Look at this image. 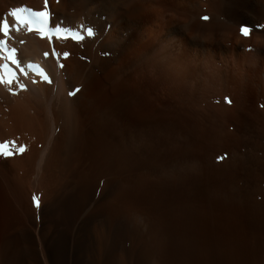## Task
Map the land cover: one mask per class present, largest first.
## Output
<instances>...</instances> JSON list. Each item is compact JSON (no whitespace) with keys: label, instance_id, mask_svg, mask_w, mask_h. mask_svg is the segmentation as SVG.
<instances>
[{"label":"rangeland","instance_id":"374dc122","mask_svg":"<svg viewBox=\"0 0 264 264\" xmlns=\"http://www.w3.org/2000/svg\"><path fill=\"white\" fill-rule=\"evenodd\" d=\"M157 1L114 62L121 94H130L122 98L136 96V103L116 107L100 97L68 106L60 85L52 95L21 84L23 95L9 88L0 96L2 110L25 104L30 114L51 112L54 97L61 116L52 135L54 118L37 129L44 135L34 140L48 145V154L39 147L44 153L31 176L19 162L23 152L0 149L11 153L0 154V165L24 171L23 182L11 175L10 187L30 195L16 214L6 212L0 196V264H264V113L254 117L246 106H232L245 93L233 80L244 64L233 46L246 36L243 29L252 32L249 0ZM26 3L0 0V15L19 13L29 24L27 13L42 11ZM213 14L211 31L203 26ZM147 26L153 34L145 35ZM221 34L228 36L225 50ZM91 54L88 65L99 57ZM248 94L255 105L257 93ZM66 240L75 248L72 258L62 249L50 252Z\"/></svg>","mask_w":264,"mask_h":264},{"label":"bare ground","instance_id":"6f19581e","mask_svg":"<svg viewBox=\"0 0 264 264\" xmlns=\"http://www.w3.org/2000/svg\"><path fill=\"white\" fill-rule=\"evenodd\" d=\"M26 1L27 3L25 5H28L29 7L37 11L48 12L49 18L47 19V22L45 24L37 25L35 22H33V17H34L33 13H36L35 11H29L27 13V17L30 20L29 24L26 23L27 21L25 22V18L20 16V14L19 16L22 17V19L21 18L17 19V16L13 14L11 15L7 14L6 17H4L6 19H3L4 13L2 14V16L0 15V41H5V45L7 48L10 49V51L15 49V52L13 54L15 55V60L17 61L16 63H14L13 60L9 59V56H6V54H4L3 51L2 52L0 51V77L3 78V80L0 81V96L7 94L9 88H13L15 91H19L17 95H15V97L23 95V91H20L21 84L30 85L31 88L39 90L42 94L47 95L48 93H51L52 95L54 92V87L60 85L62 89L66 91L65 99H67V102L69 103L68 106H70L71 104L75 105L81 100L83 102H86L85 105L88 106L92 104L93 100L96 101V99L100 97H106V99L110 100L112 105L113 106L116 105V107L117 106L120 107V105L129 106L130 100H132L131 102L133 103L137 102L136 100H138V98H136V96H133L134 98L132 97V99L130 98L129 101H128L129 96H127L128 97L127 99L126 97L122 98L121 95L127 92L123 91L125 93L121 94V87L124 86L120 85V87H118L120 79L117 78L118 75L121 73V70L119 68H114V62L117 60V56L121 52V46L123 50L127 49L128 43L131 40L130 34L132 33L141 34L140 24L142 23V20L140 16L144 14L145 17L152 16L153 14L152 12L156 10V5H155L156 0H135V1L133 0L131 1L130 0L129 1L127 0H47V3L45 2V0H26ZM249 4H250V8H249L250 10L248 11V13L250 18L248 22H249V26L252 27V32L249 34L247 33L246 36L242 35V37L236 38V42L233 46L234 56L236 57L235 59H238V57H242V59L244 60V64L239 66L237 70L234 71L236 76L233 78V80L237 82L236 84L240 86L242 85L240 88H242V90L245 93L243 94L241 91H239L241 95H238L237 97L234 96L232 106L235 104H236L235 106L238 105V107L240 105L246 106L244 107L247 109L246 113L250 111L249 113L251 115L253 114L254 117H256L257 115L260 117L263 116L264 113V107H263L264 0H249ZM176 5L177 4H175V6ZM49 6L51 8H49ZM179 7H181L180 2H179ZM160 9L163 10L162 7H160ZM192 13H190V15H192ZM197 13L200 14L199 12ZM259 21L261 23H259ZM5 22H7L8 24L7 34H5L4 31ZM178 24L180 25V23ZM260 24L263 25L259 27ZM29 25L31 28L30 30H29ZM213 26H217L215 14H213V16L211 17L209 25L203 27H206L211 30ZM218 27H220V25ZM89 28L93 30L94 35L92 36L88 35ZM145 28L146 29H143L145 30V35L153 34V27L147 26ZM222 28H227V27H222ZM40 29H43V32ZM222 35L224 34L218 36L219 39L218 41L220 43L221 48L225 50L226 45L221 42L222 40H224V42L226 39L228 40V36L225 37ZM208 36L211 37V35L209 34ZM248 48L251 50L250 51L251 53L249 54L247 53ZM0 49H2V46H0ZM93 51H95V53L98 54L100 58L97 56L96 60H94L93 65H88L89 63H85L86 61L85 62L83 61L85 57L90 55L91 52ZM94 65L95 67H93V69H90ZM89 69L91 71L86 74V72ZM17 70L18 73L15 72ZM99 72L101 73L106 72L108 77L107 78L101 77L102 78L101 79L99 77V74H97ZM86 75L87 76L89 75V77H86ZM9 79H11L12 81L11 83H8ZM49 79L50 81H48ZM107 79H109V81H112L114 85L112 87L114 90L113 89L111 90L115 92L112 94L110 93V90L107 89L106 87L107 82L109 83ZM249 79L251 80L253 79V80L250 82ZM23 81H25L26 83H24ZM4 82H6V84ZM7 83L10 85H8ZM112 83L109 85L112 86ZM220 85H222L221 88L225 90L224 79H221ZM61 87L58 89H61ZM130 87L131 85L129 84L128 91H130ZM250 89L253 94L257 93V98L254 101L255 105L251 102H247L249 101L248 93H250ZM259 90L261 91L260 94L258 93ZM88 92H91L89 93L90 96L84 97V95H86V93L88 94ZM127 94L130 95L129 93ZM55 97L58 98V96ZM53 98L51 99V101L49 100L51 102L50 104L51 112L48 110L49 114L48 111L45 112V110H38V109H34L33 110L34 114H30L27 105L25 104L19 107H17L16 105L8 106L10 110L9 112H6L7 110L5 111L1 109V104H0V143H2L0 145H6L7 147L14 149L17 154L23 152V154L21 153L23 157L21 156V158H19V162L23 164L25 168H27L25 169V172L30 173V176L31 173L34 170H36L37 166H39V163H41V159H42L41 154L44 153L41 151L45 149V153H46L47 152L46 150H48L46 148L48 147V145L46 146L44 144L42 145L41 140H39V142L37 143L34 140L36 137L38 140L39 137L36 136V132L37 131L39 133L42 132L37 129L41 125H42L41 127H43V123L44 124L47 123L49 117L55 119L52 120L53 127L50 126L52 128L51 130L52 133L49 131L51 135L53 134V131H55L59 127L58 118L60 116L59 114L60 108L57 109L56 106H54V104L56 103L52 104ZM53 101L55 102V100ZM244 101H246V103ZM56 102H58L57 99ZM64 102H66V100ZM64 105L65 104H63V106ZM65 109L66 107H64L63 111ZM68 109H66V111H68ZM261 109L263 111L260 112ZM225 110L226 109L224 106L223 110L221 111H225ZM242 112L243 111H241V113ZM63 114H66V112H64ZM242 114H244V112ZM67 115L69 114L67 113ZM42 129L43 128H41V130ZM44 132H47L46 127H44ZM49 132H47V134ZM62 132L64 133V131ZM43 135H40L39 139H41V136ZM39 143H41V145ZM39 147L42 150L39 149ZM21 149H23V151H21ZM42 162L44 163L43 160ZM14 166L12 169L10 166H7L6 164L0 165V196L2 198L1 201H3L4 205H7L6 212L12 214L17 213L16 208L18 205L21 204V202L24 203L27 198H30V195L26 188H24L21 191L18 188L13 189L10 187V183H11L10 180L12 178L11 175L15 174L16 177H14V179L17 178L16 180H18L19 182L24 181V177H23L24 171L16 167L17 165ZM17 176H21V178ZM55 247H58V249L57 248L55 249ZM51 248H53V250H50V252H53L54 255L59 253L57 252V250L59 251V249L64 250L65 252L64 254L67 257H71V258L76 253L74 246H72V244L67 240L58 242L54 247ZM58 257L59 256L57 255V257L55 258ZM59 258L62 260L61 255Z\"/></svg>","mask_w":264,"mask_h":264},{"label":"snow or ice","instance_id":"6c2138e0","mask_svg":"<svg viewBox=\"0 0 264 264\" xmlns=\"http://www.w3.org/2000/svg\"><path fill=\"white\" fill-rule=\"evenodd\" d=\"M45 2L47 3V0H45ZM13 15L17 16V19L20 18L19 13H13ZM33 15L37 18V20L36 21H33V22H37V21H47V19L49 18V13L46 12V11L45 12H36V13H33ZM205 18H207V17H205ZM7 30H8V24H7V22H5V24H4L5 34H7ZM40 30L43 32V29H40ZM243 32L245 34H247L248 30L247 29H243ZM88 35L89 36L94 35V32H93V30L91 28L88 29ZM4 45H5V41H0V46H4ZM14 52H15V49H13L9 53V59L13 60V62L16 63L17 61L15 60V57L13 55ZM2 80H3V78L0 77V81H2ZM11 82H12L11 79H9L8 80V83H11ZM2 148H3V146L0 145V149H2ZM21 151H23V149H21ZM0 154L10 155L11 153L0 151ZM34 202H35V204H36L37 207L40 206L39 200H36L34 198Z\"/></svg>","mask_w":264,"mask_h":264}]
</instances>
